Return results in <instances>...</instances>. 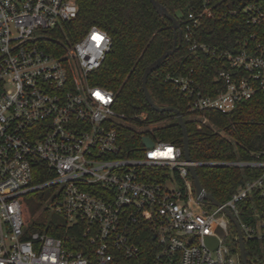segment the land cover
<instances>
[{
	"label": "built area",
	"instance_id": "2783aa9c",
	"mask_svg": "<svg viewBox=\"0 0 264 264\" xmlns=\"http://www.w3.org/2000/svg\"><path fill=\"white\" fill-rule=\"evenodd\" d=\"M218 4L201 0L180 22L189 50L221 64L218 90L205 95L192 78H170L188 97L189 112L199 116L227 114L264 93L263 0L224 13L253 28L233 50L193 39ZM77 11L74 0H0V264H241L222 208L236 217L244 242L258 243L264 259V152L229 164L262 172L221 207L196 197L180 148L153 142L142 146L140 158L122 156V129L147 116L116 111L114 94L90 84L112 41L97 26L69 41L64 26ZM61 32L64 40L53 37ZM39 191H49L47 206L63 218L64 237L78 235L79 249L31 230L23 200ZM140 231L156 248L144 262L134 241Z\"/></svg>",
	"mask_w": 264,
	"mask_h": 264
},
{
	"label": "trees",
	"instance_id": "16d2710c",
	"mask_svg": "<svg viewBox=\"0 0 264 264\" xmlns=\"http://www.w3.org/2000/svg\"><path fill=\"white\" fill-rule=\"evenodd\" d=\"M78 11L76 18L64 26L69 41L78 40L91 26L104 30L111 38L112 46L99 69L90 76V84L102 87L114 94L113 107L127 117L145 113L146 121L137 122L122 129L123 149L121 155L142 157V137L153 142L172 144L182 150L183 136L174 113L155 112L146 103L142 90V76L146 67L165 51L172 49L174 31L172 23L157 15L149 0H74ZM251 0H217L214 17L203 19L193 39L217 49L233 50L253 28L240 17L224 15L227 9ZM159 2L182 22L191 7H198L201 0H159ZM264 2V0H263ZM63 33L54 35L64 40ZM221 64L210 55L189 50L182 41L178 50L147 78L151 99L161 107L177 109L183 116L188 133L190 157L200 165L196 168L198 178L206 192L219 203H225L245 181L253 180L262 172L256 168H239L233 162L250 161L252 156L264 152V93H257L250 100L238 103L227 113L214 111L197 115L188 110L185 96L170 78L189 77L205 95H212L218 88L214 77ZM219 165V166H216ZM44 171V166L38 170ZM50 177V175H49ZM48 175L37 177L41 182ZM41 192V191H39ZM34 192L24 197L23 214L31 230L64 238L76 244L78 237H64L63 218L49 209V191ZM32 195L34 200L27 199ZM46 203V205H45ZM44 208L35 215L40 206ZM134 241L144 259L156 252L154 242L144 231L135 235ZM233 252L239 253L237 233L233 225L229 230ZM249 264H264L258 243L245 242ZM147 254L148 257H147Z\"/></svg>",
	"mask_w": 264,
	"mask_h": 264
},
{
	"label": "water",
	"instance_id": "95a60500",
	"mask_svg": "<svg viewBox=\"0 0 264 264\" xmlns=\"http://www.w3.org/2000/svg\"><path fill=\"white\" fill-rule=\"evenodd\" d=\"M153 9L159 15L160 17H164L167 20H169L172 23V28L174 31V42L172 49L165 51L158 59L153 61L151 64H149L142 76V90L143 94L146 100V103L151 107L155 112L157 113H163V112H171L174 113L177 123L182 131L183 136V146H182V152L184 160L189 163L188 170L191 176V179L193 181L196 197L200 200L209 201L212 205L216 207H221V203H219L210 193L206 192L205 189L202 187L201 182L197 175L196 167L192 164V160L190 157V150H189V141H188V133L185 127V122L183 119L182 114L175 108L165 106L161 107L154 103V101L151 99V96L147 89V78L148 76L158 69L169 57H171L180 47L182 43V32H181V26L178 19L171 14L160 2L159 0H149ZM141 144L145 148H149L153 146V141L147 137H143L141 139ZM219 166V165H216ZM223 213L227 216V218L230 220L231 224L234 226L236 233H237V239H238V250H239V260L241 264H249L248 263V255L246 251L245 242L243 239L242 231L240 228V225L236 219V217L231 213L228 209L222 208ZM212 241V239L207 238L206 243L210 248H213V246L209 243Z\"/></svg>",
	"mask_w": 264,
	"mask_h": 264
},
{
	"label": "rangeland",
	"instance_id": "374dc122",
	"mask_svg": "<svg viewBox=\"0 0 264 264\" xmlns=\"http://www.w3.org/2000/svg\"><path fill=\"white\" fill-rule=\"evenodd\" d=\"M42 192H44V191H41V192H39V193H42ZM29 198H30V200H34L33 197H32V195H30L29 197H27V199H29ZM45 205H46V203H45ZM43 208H44V206L41 205L40 208L38 209V211L35 213V215L39 214V212H40ZM33 219H34V217L32 218V220H33ZM32 220L30 221V225H31V223H32Z\"/></svg>",
	"mask_w": 264,
	"mask_h": 264
}]
</instances>
